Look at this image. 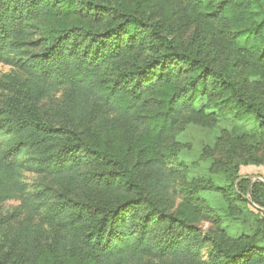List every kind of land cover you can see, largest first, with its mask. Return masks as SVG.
Masks as SVG:
<instances>
[{
	"label": "trees",
	"instance_id": "1",
	"mask_svg": "<svg viewBox=\"0 0 264 264\" xmlns=\"http://www.w3.org/2000/svg\"><path fill=\"white\" fill-rule=\"evenodd\" d=\"M6 61L0 205L24 168L49 186L0 264H264V183L239 174L264 166V0H0ZM190 125L219 131L211 176Z\"/></svg>",
	"mask_w": 264,
	"mask_h": 264
},
{
	"label": "rangeland",
	"instance_id": "2",
	"mask_svg": "<svg viewBox=\"0 0 264 264\" xmlns=\"http://www.w3.org/2000/svg\"><path fill=\"white\" fill-rule=\"evenodd\" d=\"M19 74V71L11 64L9 61L0 63V107L2 106L5 98L8 94L5 83H9L8 76H16ZM63 92H59L55 97L50 101H47V105L50 108L53 106H58L62 100ZM52 118L51 122L54 123ZM219 134L218 130L210 131L201 128L197 125L185 126L179 132L178 140L184 144L185 149V159L191 165L190 176L193 178L211 176L210 173V164L204 161L202 158V152L207 147H214L217 136ZM240 175L242 176H251L253 181L258 178L264 180V166L248 165L242 166L240 168ZM23 178L26 184V190L23 193V197L20 196L18 199H14L4 204L0 205L1 214L6 217V223L0 228V240L7 239L10 236V230L19 225L22 220L28 218L34 220L36 223L42 222V217L45 215V210L41 208V197L47 193V188L49 186L48 181H46L43 176L35 172L31 168L23 169ZM211 198V197H210ZM181 200V195H178L177 203ZM216 205H218L219 199H212ZM25 201H29L34 208H28L25 204ZM254 213H256L254 211ZM252 218H254L252 216ZM203 230H208L210 228L209 222L201 223ZM46 228V226H45ZM241 227L238 223L232 222L231 231L233 234H237ZM49 237V236H48ZM202 262L209 261V253L206 249L203 253ZM166 261L156 260V259H147L143 264H165Z\"/></svg>",
	"mask_w": 264,
	"mask_h": 264
},
{
	"label": "water",
	"instance_id": "3",
	"mask_svg": "<svg viewBox=\"0 0 264 264\" xmlns=\"http://www.w3.org/2000/svg\"><path fill=\"white\" fill-rule=\"evenodd\" d=\"M255 182H261V183H264V180L262 179V178H258V179H256L255 181H254V183ZM261 211H263V213H264V210H261Z\"/></svg>",
	"mask_w": 264,
	"mask_h": 264
}]
</instances>
